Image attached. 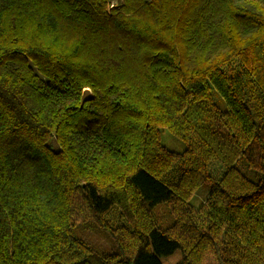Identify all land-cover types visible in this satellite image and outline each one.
Wrapping results in <instances>:
<instances>
[{"label":"trees","instance_id":"1","mask_svg":"<svg viewBox=\"0 0 264 264\" xmlns=\"http://www.w3.org/2000/svg\"><path fill=\"white\" fill-rule=\"evenodd\" d=\"M113 1L0 0V264H264V0Z\"/></svg>","mask_w":264,"mask_h":264},{"label":"rangeland","instance_id":"2","mask_svg":"<svg viewBox=\"0 0 264 264\" xmlns=\"http://www.w3.org/2000/svg\"><path fill=\"white\" fill-rule=\"evenodd\" d=\"M113 2H115V0ZM160 138H161L162 144L170 150L180 152V151L184 150V148L186 147V144L182 139L173 135L165 127L161 128ZM209 189H210V184L207 181H204L200 185V187L196 191V193L192 196L191 203L195 206H198L199 204H201V202H203V200H205V196L207 195V192H209Z\"/></svg>","mask_w":264,"mask_h":264}]
</instances>
